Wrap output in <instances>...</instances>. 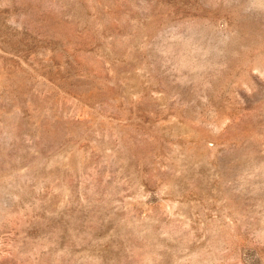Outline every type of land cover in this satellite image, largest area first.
Segmentation results:
<instances>
[{"label":"rangeland","instance_id":"obj_1","mask_svg":"<svg viewBox=\"0 0 264 264\" xmlns=\"http://www.w3.org/2000/svg\"><path fill=\"white\" fill-rule=\"evenodd\" d=\"M0 264H264V0H0Z\"/></svg>","mask_w":264,"mask_h":264}]
</instances>
